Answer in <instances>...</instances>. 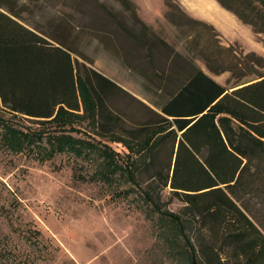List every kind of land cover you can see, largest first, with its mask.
<instances>
[{
	"label": "rangeland",
	"instance_id": "obj_1",
	"mask_svg": "<svg viewBox=\"0 0 264 264\" xmlns=\"http://www.w3.org/2000/svg\"><path fill=\"white\" fill-rule=\"evenodd\" d=\"M199 1L19 0V6L28 27L70 48L77 61L121 88L108 101L122 118L115 131L139 141L152 129L157 104L165 103L193 69L233 86L236 70L245 81L253 77L248 54L264 58V34L249 25L254 36L245 40L248 46L231 41L194 15ZM81 94L82 109L67 119L74 129L68 133L112 149V163L121 167L114 173L113 166L103 165L111 161L97 152L50 155L49 135L60 126L22 119L0 102L3 121L36 134L24 151H15L5 144L6 123L0 121V264H176L161 239L159 215L145 196L154 169L171 159L170 144L156 151L154 169L136 173L133 168L148 160L149 147L97 134L94 104L84 90ZM39 134L46 135L37 140ZM170 196L169 190L162 193L163 208L179 212L184 203ZM258 219L264 223L263 212Z\"/></svg>",
	"mask_w": 264,
	"mask_h": 264
},
{
	"label": "trees",
	"instance_id": "obj_2",
	"mask_svg": "<svg viewBox=\"0 0 264 264\" xmlns=\"http://www.w3.org/2000/svg\"><path fill=\"white\" fill-rule=\"evenodd\" d=\"M217 2L256 34H264V0ZM22 10L19 0H0L2 106L22 119L60 126L48 134L50 155L70 151L81 157L97 152L111 161L103 165L113 166L114 173L121 167L113 165L112 149L68 133L74 129L66 121L81 111L84 90L94 104L97 134L149 147L148 160L134 166L136 173L154 169L156 151L170 144L171 159L154 169L145 196L159 215L161 239L176 264H264V223L258 219L264 214V58L248 54L253 77L245 81L236 70L233 86L193 69L165 103L157 104L160 112H155L152 129L137 141L115 131L122 118L108 101L121 88L77 61L70 48L28 27ZM3 122L8 148L24 151L34 142L36 134ZM129 166V179L135 183ZM166 190L171 199L184 203L179 212L163 208L161 196Z\"/></svg>",
	"mask_w": 264,
	"mask_h": 264
},
{
	"label": "crops",
	"instance_id": "obj_3",
	"mask_svg": "<svg viewBox=\"0 0 264 264\" xmlns=\"http://www.w3.org/2000/svg\"><path fill=\"white\" fill-rule=\"evenodd\" d=\"M194 15L212 23L231 41H240L245 46H248L246 41L254 36L251 27L243 24L235 14L223 8L217 0H200ZM252 49L258 51V48Z\"/></svg>",
	"mask_w": 264,
	"mask_h": 264
}]
</instances>
